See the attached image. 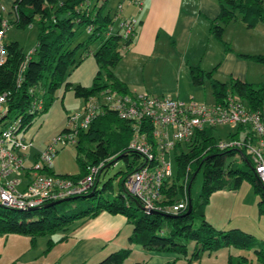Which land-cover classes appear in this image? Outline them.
<instances>
[{
  "label": "trees",
  "instance_id": "16d2710c",
  "mask_svg": "<svg viewBox=\"0 0 264 264\" xmlns=\"http://www.w3.org/2000/svg\"><path fill=\"white\" fill-rule=\"evenodd\" d=\"M107 1L95 0L91 6L89 0H13L11 8L14 9L15 18H8L7 24L23 28L35 21L37 26L36 42L29 57L25 59L26 55L15 41L5 42L6 57L0 65V93L7 92L3 104L6 108L5 118L19 119L20 130H27L37 115L47 111L53 94L61 86L64 90L70 87L73 95L82 98L84 102L90 96L97 97L105 89L131 96L134 94L113 73L123 49L132 40L133 32L128 37L123 36L120 27L114 33L109 32L114 17L109 12L104 13ZM218 2L219 11L210 20L208 30L215 40L223 44L225 50H229V46L222 42V32L226 24L239 20L247 28H251L259 22L264 23V0ZM2 18L0 13V23ZM82 30H86V37L72 45L75 36ZM93 42H96V46L90 48ZM89 54L97 66L90 85H71L65 82L69 70L75 68ZM238 56L264 64L263 54ZM24 61V68L17 81L19 66ZM189 72L194 85L201 83L202 75L210 79L213 103L219 102L227 93L235 95L247 110L258 111L264 127L263 88H255L251 83L238 79L221 83L211 78L212 70L203 72L197 67H191ZM36 99H41L39 109L32 108ZM102 107L86 127L69 129L74 131L71 144L76 149L74 160L78 172L56 173L49 166L38 171L68 178L73 182L91 175L92 182L87 189L68 196L69 200L81 199V203L70 205L62 201L44 206L53 202L47 201L32 211L0 205V235H27L30 246H33L38 236L54 234L65 230L76 221L92 219L101 212H106L123 216L131 226V233L127 237L130 245H138L146 251L178 254L183 257V264H191L202 254L210 255L224 247L252 250L256 259L264 263L263 240H257L250 233L238 228L216 229L204 216L205 207L213 192L235 190L243 181H247L258 196L257 209L264 213V186L256 177L253 162L243 146L219 149L217 143L221 138L215 136L216 127L212 126L195 130L187 140L177 141L170 151L173 171L170 177L163 180L160 197L155 202L158 209L147 212L140 200L131 195L124 185L127 176L142 163L138 153L129 148L136 122L120 118L115 111L104 105ZM65 130L68 128H63L61 132ZM148 137L151 141V137ZM226 138L240 139L244 145L254 143L259 138L264 143V130L261 135H257L248 125L238 124L226 132L224 139ZM80 152L83 154L79 155ZM231 156H237L238 161L225 163V158ZM118 158L123 160L125 170L118 176L116 191L112 188V178H108L97 188L99 175ZM36 160L37 153L34 154L32 163ZM31 164L23 170L27 182L31 178ZM92 166H98L94 174L89 171ZM198 171L202 174L200 191L198 200L191 204L190 211L185 213L186 206L174 214L164 212L165 206L182 200L184 194L191 203L190 184L194 173ZM194 221L197 222L196 226H193ZM66 238L63 235L57 241L48 239L44 252ZM188 241L193 242L190 252ZM130 253L131 247L117 248L95 264H124ZM58 258L51 264H55ZM237 262L248 263L242 256ZM164 264H175V260ZM226 264H232L230 256L227 257Z\"/></svg>",
  "mask_w": 264,
  "mask_h": 264
},
{
  "label": "rangeland",
  "instance_id": "374dc122",
  "mask_svg": "<svg viewBox=\"0 0 264 264\" xmlns=\"http://www.w3.org/2000/svg\"><path fill=\"white\" fill-rule=\"evenodd\" d=\"M8 1L9 0H0V13H4L8 16L10 11L12 18L11 5ZM89 2L92 6L95 0H89ZM128 3V0L107 1L104 13L109 12L110 16L114 17L110 26V33H114L116 29L119 28L121 20L129 18L121 16V10L119 11L117 8L118 4H124V6H126ZM135 8L136 7L134 5L133 7L130 6V9H132L136 14L137 12ZM129 19H132V17ZM120 31L122 32L121 29ZM36 35L37 26L35 21H32V23L23 28H16L11 25L5 28L2 42L5 43L15 41L20 50L27 55L34 48ZM86 35V30H82L75 36L72 45L83 40ZM131 42L128 44L126 49H123V57L113 68V73L125 76L128 82L132 84V88L136 89L138 92H146L151 96L164 95L172 98L178 96L183 100L192 99L206 105L212 104L210 92L211 87L209 80L206 77H203V82L194 85L187 73L185 75L183 71L178 73V71L173 69L172 66L175 65L178 56L183 52L180 45L176 48L167 46L165 37H162V45L157 47L156 52H153L151 56H148L134 53L131 50ZM206 42V35L205 37H200L193 32V37H191L189 41V53L186 54V59L193 56L190 52L192 44L195 47L200 43V46L202 47L203 45L206 46ZM208 43L206 59H209V54L213 50V47H215V44H212L213 40L211 38ZM95 46L96 42H93L90 45V48H94ZM254 67L255 68L253 69L251 68L250 72L254 75V77H256L257 83L255 81V83L251 84L255 88H263L264 94V64L255 63ZM96 69L97 66L94 59L89 54L85 56L75 68L69 70V73L65 76L64 81L69 82L71 85L78 83L83 86H89ZM83 107V99L74 96L70 87L64 90L63 86H61L58 90H56L52 96V101L47 111L37 115L27 130L23 131L24 137L31 141V146L23 153L24 165H30L32 163V152H39L46 149L47 145L50 144L51 139L60 134L62 129L68 125L67 119L72 118L76 114H80ZM3 109L4 108L1 107L0 110L2 111ZM229 130V127L226 125L216 126L214 134L215 136H219L221 139H224L226 132ZM84 146H86L85 143ZM54 147L56 152L51 159L49 167L56 173L76 174L78 172V167L74 160L76 149L73 144L68 143L61 147L55 145ZM82 154L83 152H80L79 155ZM169 160L172 166V158L170 154ZM231 160L238 161V158L237 156L226 157L225 163ZM124 170L125 166L123 160L121 158L116 159L114 163L109 164L105 168V171L99 175L97 188H99L108 178H112V188L116 191L118 176L120 172H123ZM10 176L21 180L17 188L24 186L25 180L21 172L14 173ZM201 180V171L195 172L189 190L191 204H195L198 200ZM247 190L250 192L246 194L245 191ZM218 191H220V194L215 191L210 195L208 204L205 207L206 213H204L209 220L214 222L213 226L216 229L225 230L234 226H239L242 231L251 233L255 239H263L264 241V213H260L257 209L258 196L253 192L250 184L247 181H243L238 192L234 194V196H232L233 194L226 192V190ZM78 202L81 203V199L76 198L64 201L65 204L70 205H74ZM239 213H244V216H242V214L238 216L237 214ZM227 218H229V221L226 222ZM196 225L197 222L194 221L193 226ZM68 230L69 226L65 228V230H60L51 235L38 236L33 246H30L29 237L24 234L10 233L0 235V264H51L50 262L58 258L59 255H61V252L66 249L67 244L64 241L62 243L57 242L47 252H44L46 249V242L48 239L53 241L59 240L68 232ZM125 230L126 233L124 234ZM130 233L131 226L128 224V227L122 230L120 237L114 241V244H118L117 246H120L118 248H124L127 246L130 247L131 245L127 239V236ZM123 234V239H121ZM187 247L188 252H190L193 247V242L188 241ZM108 251L110 252L113 250L109 248L106 251L107 253L100 257L97 261L85 264H95L99 262L106 256V254H108ZM215 253L217 261L220 264H225L226 257L228 255L234 259V264H237L236 262L239 255H245L253 258L251 250H238L233 247H224L217 250ZM205 255L206 254L203 256ZM204 259H206V256ZM138 260V255L131 249V253L125 259L124 264H133ZM177 264H183V261H179Z\"/></svg>",
  "mask_w": 264,
  "mask_h": 264
},
{
  "label": "built area",
  "instance_id": "2783aa9c",
  "mask_svg": "<svg viewBox=\"0 0 264 264\" xmlns=\"http://www.w3.org/2000/svg\"><path fill=\"white\" fill-rule=\"evenodd\" d=\"M128 1L139 6L136 0ZM117 8L120 11L121 5L118 4ZM11 13L12 18H15L13 8ZM7 19L3 17L0 23V65L4 63L6 57L2 39L5 28L9 26ZM135 23L136 20L133 18L121 20L119 27L124 37L132 34ZM29 53L25 59L29 57ZM24 64L25 61L19 66L17 81ZM6 95L7 92L0 93V109L4 108L0 110V205L16 210H28L47 201L76 195L91 185V175L73 182L68 178L38 171L50 165L56 152L55 145L64 146L73 142L74 131L69 129H75L77 126L86 127L95 113L103 108L102 105L115 111L120 118L136 122L129 148L138 153L142 163L137 170L127 176L124 185L131 195L140 200L147 212L157 208L155 202L160 197L163 180L171 176L169 154L177 141L187 140L195 130L208 126L226 125L233 129L238 124L248 125L257 135H261L264 130L258 111L247 110L237 96L229 93L219 102L206 105L192 99L181 101L169 96H151L145 93L131 96L105 89L97 97H88L82 112L67 119L68 130L53 137L46 149L37 153V160L30 166L32 171L30 180L19 189L17 188L19 179L10 175L24 169L23 153L31 146V141L27 140L23 131L19 129V119L5 118L6 108L3 104ZM40 106L41 99H36L32 103V108L39 109ZM148 136L151 137V141ZM242 146L253 162L256 177L264 186V143L261 138L245 145L240 139L233 138L221 139L217 143L219 149ZM100 165L101 163L98 166ZM97 167H89L90 173L94 174ZM186 206L187 196L184 194L182 200L165 206L163 210L174 214Z\"/></svg>",
  "mask_w": 264,
  "mask_h": 264
},
{
  "label": "crops",
  "instance_id": "0c3cea01",
  "mask_svg": "<svg viewBox=\"0 0 264 264\" xmlns=\"http://www.w3.org/2000/svg\"><path fill=\"white\" fill-rule=\"evenodd\" d=\"M136 1H138L139 6H136L132 2L128 1V5L124 6V4H121L120 9L121 16L129 18L132 17L136 20L131 40V50L134 53L151 56L153 52H156V48L162 45L161 38L165 37L167 46L176 48L180 45V48L183 49V52L178 56L175 65L172 66L173 69L178 71V73L183 71V73L185 75L187 73L190 78V68L197 67L203 72L212 70L211 78L221 83H225L229 79H238L248 83H255L256 77L251 74L250 70L251 68H255L254 66L256 62L248 58L239 57L238 54H263L264 25L262 22L257 23L251 28H247L239 20H233L226 24L222 32V42L229 46V50H225L223 44L215 40L209 34L208 30L210 20H212L219 11V0ZM8 2L12 5L13 0H9ZM133 5L136 7V14L132 9H130V6L133 7ZM1 15L4 18H11L10 11L8 16L4 13ZM193 32L200 37H205L206 35V46L203 45L201 47L199 43L194 47L192 44L190 52L193 56L186 59V54L189 53V41L190 38L193 37ZM210 38L213 40L212 44H215V47H213V50L209 54V59H206L207 44H209L208 42ZM122 57L123 56H121V58ZM114 75L118 80L126 85L129 91L134 94H147L146 92H138L136 89L132 88V84L128 82L125 76H121L118 73H114ZM203 77L205 76L202 75L201 82H203ZM210 92L213 103L214 97L212 90H210ZM174 98L186 101L180 99L178 96ZM36 153L38 152H32V160L34 154ZM26 167H29V165H24V168ZM23 170L20 171L22 175ZM24 180L25 185L27 183L25 177ZM20 181L21 180H19V183ZM240 186L232 191L226 190V192H229V194H233L232 196H234V194L238 192ZM21 187H19V189ZM217 192L220 194V191ZM248 192L250 191H245L246 194ZM241 214L244 216V213H239L237 215L240 216ZM204 216L205 219L213 226L214 222L209 220L206 214ZM227 221H229V218L226 219V222ZM126 227H128V223L123 216L118 214H108L106 212H101L92 219L72 223L69 225L68 232L64 234L67 237L64 241L67 244V247L61 252V255H59L55 264H85L97 261L100 257L107 253L106 251L109 248L115 250L116 247H120L117 246L118 244H114V241L120 237L122 230ZM232 228L240 229L239 226H234ZM125 233L126 230L124 234ZM124 234L121 239H123ZM130 247L132 251L138 255L139 260L136 262H140L141 264H164L171 260H175V264H177V262L183 261V257L175 253L146 251L138 245H131ZM203 255L204 254H202L198 259L192 261L191 264H220L217 261L215 252L210 255L206 254V259H204L205 256ZM240 256L247 259V264H264L258 261L254 254L253 258L245 255H239V257ZM230 259L232 260V264H234V259L231 256ZM236 263L246 264L243 262Z\"/></svg>",
  "mask_w": 264,
  "mask_h": 264
},
{
  "label": "water",
  "instance_id": "95a60500",
  "mask_svg": "<svg viewBox=\"0 0 264 264\" xmlns=\"http://www.w3.org/2000/svg\"><path fill=\"white\" fill-rule=\"evenodd\" d=\"M66 200H69V198H68V197H65V198L57 199V200H55V201H53V202H50V203H48V204H46V205H44V206L57 204V203H59V202L66 201ZM35 209H36V207H34V208H30V209H28V210H29V211H32V210H35ZM190 209H191V203H190V201L188 200V201H187V209H186V212H185V213H188V212L190 211Z\"/></svg>",
  "mask_w": 264,
  "mask_h": 264
}]
</instances>
